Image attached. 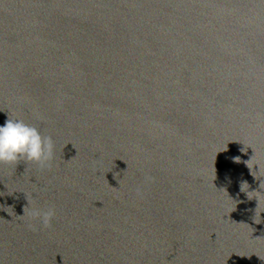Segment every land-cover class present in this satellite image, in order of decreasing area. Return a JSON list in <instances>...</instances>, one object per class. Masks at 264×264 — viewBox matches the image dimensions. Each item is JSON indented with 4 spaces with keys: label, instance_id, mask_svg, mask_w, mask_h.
Here are the masks:
<instances>
[{
    "label": "water",
    "instance_id": "obj_1",
    "mask_svg": "<svg viewBox=\"0 0 264 264\" xmlns=\"http://www.w3.org/2000/svg\"><path fill=\"white\" fill-rule=\"evenodd\" d=\"M0 264H264V0H0Z\"/></svg>",
    "mask_w": 264,
    "mask_h": 264
}]
</instances>
